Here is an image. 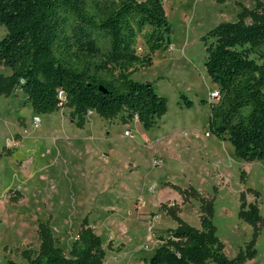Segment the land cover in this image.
<instances>
[{"label":"rangeland","instance_id":"rangeland-1","mask_svg":"<svg viewBox=\"0 0 264 264\" xmlns=\"http://www.w3.org/2000/svg\"><path fill=\"white\" fill-rule=\"evenodd\" d=\"M260 1H164L170 44L132 75L167 98L150 130L126 111L112 118L91 111L83 120L65 104L36 112L9 85L11 67L0 64V264H26L48 233L72 256L85 218L102 239L103 264H147L179 225L175 214L203 229L209 209L226 255L264 264V157L245 159L229 140L207 135L210 93L220 86L207 72L203 39ZM6 34L0 22V39ZM252 206L256 226L240 215Z\"/></svg>","mask_w":264,"mask_h":264},{"label":"trees","instance_id":"trees-1","mask_svg":"<svg viewBox=\"0 0 264 264\" xmlns=\"http://www.w3.org/2000/svg\"><path fill=\"white\" fill-rule=\"evenodd\" d=\"M164 1L0 0V22L7 27L0 64L12 69L9 85L21 88L36 112H53L61 103L80 120L91 111L107 118L126 111L150 130L166 112L167 98L132 75L152 66L153 54L170 44ZM203 39L207 72L220 86L211 102L210 134L229 140L245 159L264 157V2L244 8L239 20L221 22ZM213 215L211 209L202 215L198 229L175 214L179 225L161 237L146 263L243 264L242 252L234 258L224 252ZM240 215L253 226L261 220L256 206ZM85 222L72 256L54 246L48 233L26 264H103L102 239Z\"/></svg>","mask_w":264,"mask_h":264},{"label":"built area","instance_id":"built-area-1","mask_svg":"<svg viewBox=\"0 0 264 264\" xmlns=\"http://www.w3.org/2000/svg\"><path fill=\"white\" fill-rule=\"evenodd\" d=\"M60 93H61L60 95L63 96V92L61 91ZM219 96H220V91L217 89L211 91V93H210V98H212V99H217ZM62 104H64V103H61L60 105H62ZM135 118H136V120H139L137 115L135 116ZM40 121H41L40 117H35V127H37L40 124ZM127 134L132 135V133H130V131H128V130H127ZM207 135L209 136L210 132H208Z\"/></svg>","mask_w":264,"mask_h":264},{"label":"crops","instance_id":"crops-1","mask_svg":"<svg viewBox=\"0 0 264 264\" xmlns=\"http://www.w3.org/2000/svg\"><path fill=\"white\" fill-rule=\"evenodd\" d=\"M154 55V54H153ZM153 64H154V57H153Z\"/></svg>","mask_w":264,"mask_h":264}]
</instances>
